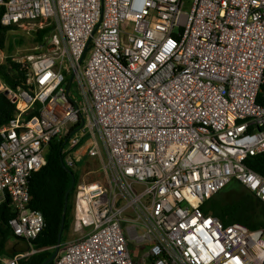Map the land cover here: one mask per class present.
<instances>
[{"label": "built area", "instance_id": "built-area-1", "mask_svg": "<svg viewBox=\"0 0 264 264\" xmlns=\"http://www.w3.org/2000/svg\"><path fill=\"white\" fill-rule=\"evenodd\" d=\"M1 23L51 25L25 87L0 78V204L30 243L44 218L32 175L63 140L75 182L54 264H264V227L225 225L202 206L232 180L264 203V0H0ZM0 49V65L6 56ZM81 148L82 151L78 152ZM35 252L0 254L18 264Z\"/></svg>", "mask_w": 264, "mask_h": 264}, {"label": "trees", "instance_id": "trees-1", "mask_svg": "<svg viewBox=\"0 0 264 264\" xmlns=\"http://www.w3.org/2000/svg\"><path fill=\"white\" fill-rule=\"evenodd\" d=\"M3 10L4 8L1 6L0 49L7 48L10 50L13 45L7 41L8 32L13 28L11 26H4L1 23ZM51 28V26L46 25L38 29L36 40H42ZM26 72L21 63L13 61L9 56L0 65V78L13 88L17 86L25 87ZM258 101L264 104L263 92L258 96ZM13 110L14 104L10 102L5 94L0 93V125L6 123L11 118ZM63 142L61 140L50 143L46 154V164L35 172L30 179L29 192L31 198L29 206L40 211L44 218L42 230L34 240L28 243L12 234L8 225V221L13 215L9 205L10 201L6 199V201L0 204V254L12 256L29 248L35 250V252L20 259L18 264H43L52 256L54 247L58 242L65 196L68 192L69 200L71 194L74 195L75 188L73 170L63 162V155L61 154ZM245 163L251 170L264 176V152L248 157ZM231 183L235 184L232 185L234 188H237L238 185L243 186L237 180H232ZM244 189L243 192L228 200L219 196H213L202 206L203 211L218 216L225 225L240 223L250 229L264 227V203L245 187ZM71 216L72 207L68 203L60 242L65 239L63 232L69 228ZM56 258L57 256L45 264H54Z\"/></svg>", "mask_w": 264, "mask_h": 264}, {"label": "rangeland", "instance_id": "rangeland-1", "mask_svg": "<svg viewBox=\"0 0 264 264\" xmlns=\"http://www.w3.org/2000/svg\"><path fill=\"white\" fill-rule=\"evenodd\" d=\"M49 26L51 25L49 24ZM11 27L13 29L8 32L7 41L11 42L13 47L10 50L4 48L2 51L6 57H11L13 61L19 62L21 64H28L30 60L29 57L48 53L52 50V46L49 40V33L45 34L42 40H36L37 30L41 28L38 22H29ZM85 159L86 157L80 156L76 159L75 166L71 168L73 170V178L75 179V182H77L81 178L89 179L92 177L84 176L83 174H81L82 172L84 173L89 168H91V166H89L90 164H85ZM228 184V186L226 185L227 187L225 189L217 193L215 196H219L225 200H228L245 190L241 185H238L237 188H234L232 186L235 185L234 183L230 184L229 182ZM72 199L73 195L71 194L68 200V203L71 207L73 204ZM63 235L65 236V239L60 242L58 254L63 250L62 242L69 241L74 237L72 231L70 230V227L63 232Z\"/></svg>", "mask_w": 264, "mask_h": 264}, {"label": "water", "instance_id": "water-1", "mask_svg": "<svg viewBox=\"0 0 264 264\" xmlns=\"http://www.w3.org/2000/svg\"><path fill=\"white\" fill-rule=\"evenodd\" d=\"M67 203H68V192L66 193V196H65V203H64L63 213H62V217H61V227H60V231H59V235H58V242H57L56 246L54 247V252H53L52 256H50L43 264L53 260L58 255L59 247H60L61 233H62V229H63V225H64L65 211H66Z\"/></svg>", "mask_w": 264, "mask_h": 264}, {"label": "crops", "instance_id": "crops-1", "mask_svg": "<svg viewBox=\"0 0 264 264\" xmlns=\"http://www.w3.org/2000/svg\"><path fill=\"white\" fill-rule=\"evenodd\" d=\"M81 151H82V149H81V148H79V149H78V152H81Z\"/></svg>", "mask_w": 264, "mask_h": 264}]
</instances>
